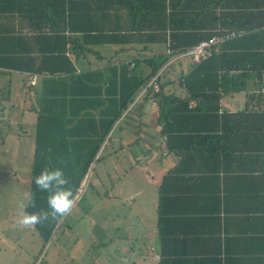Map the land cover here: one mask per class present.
Here are the masks:
<instances>
[{
	"label": "crops",
	"instance_id": "1",
	"mask_svg": "<svg viewBox=\"0 0 264 264\" xmlns=\"http://www.w3.org/2000/svg\"><path fill=\"white\" fill-rule=\"evenodd\" d=\"M108 1L97 0L96 5L99 2L106 7ZM37 3L38 0H0V123H7L6 128L10 127L12 111L20 128L28 124L34 128L36 114L32 111V102H39L38 92L48 85L47 75H33L18 68L22 60L28 66L40 60L39 50L45 51L48 47L47 38L39 44L38 33L46 37L52 20H48L47 15L45 18L39 16L43 11L47 14V6L51 8L52 5L45 0L42 4L46 9L39 13L41 4L37 6ZM161 4L166 10L168 26L196 27L197 32L214 36H240L243 31L236 33V28H247L254 33L260 28L264 32V0H164ZM169 12L175 13L172 23L167 20ZM125 18L126 21L120 23L112 17L102 25L116 30L128 22L132 24V19ZM135 24L143 27L148 23ZM231 29L233 31H229ZM175 30L177 39L183 33ZM166 44H151L145 49L141 45H97L91 53L77 59L68 46V56L80 72L166 54ZM174 57L179 62L171 63L169 67L172 68L162 72L161 82L166 84L167 93L183 96L179 80L189 74L194 64L189 56ZM32 78H35L34 85L30 84ZM247 91L258 94L251 83ZM245 95L244 91L224 95L216 116L192 122L180 120L193 123L183 125L192 129L175 130L169 137L159 134L157 107L150 99L143 105L146 127L140 131L138 143L131 144L134 137L128 133L130 126L122 122L126 128L122 132L117 129L121 120L115 124L109 142L98 155L103 152L102 156H110L92 166L96 168L99 164L103 167L100 170L117 171L120 165L125 173L112 178L107 171L105 180L98 179L103 186L101 190L90 182L99 204L111 207L110 221L117 234L116 244L110 241V245H114L108 254L111 253V264H264V136L262 130H255L264 123L263 118L256 115L264 108V102H246ZM144 96L139 92L134 106H138ZM10 102H28L30 109H25V103L18 107L11 103L6 114L5 104ZM245 108L247 113L239 115ZM32 115L34 120L23 119ZM13 137L21 147L25 136L15 134ZM33 137L34 131L29 137L34 143ZM0 147L10 148L11 143L0 137ZM131 151L136 157L132 155L131 162L123 164V154ZM111 158H115V168L109 162ZM87 182L88 179L83 183L84 189ZM87 195L88 191L80 198V203ZM98 219L92 220V227L87 225L92 238L97 234H101V238L106 232ZM6 230L0 224V242L6 239ZM9 242L13 246L17 244L20 250V237ZM91 242L100 249L95 251L94 260H97L101 250L107 251L106 241ZM8 252L17 251L11 248ZM3 261L0 260V264H5Z\"/></svg>",
	"mask_w": 264,
	"mask_h": 264
},
{
	"label": "trees",
	"instance_id": "2",
	"mask_svg": "<svg viewBox=\"0 0 264 264\" xmlns=\"http://www.w3.org/2000/svg\"><path fill=\"white\" fill-rule=\"evenodd\" d=\"M96 1L48 0L52 6H47V14L46 11L41 13L46 9L43 5L45 0H38L36 4H41L39 17L45 18L47 15L48 20H52V27H48L46 37L38 33L39 44L47 38L46 53L39 50L42 58L32 61L30 66L23 63V60L18 65L19 69L33 75L49 77L48 85L38 92L39 102H32L36 122L29 182L31 205L24 209L30 213L48 210L47 192L38 189L33 182L34 177L44 168L60 167L63 170L67 179L64 187L71 190L73 202L85 179H88L80 196L83 198L92 187V165L110 156H102L101 152L98 157L101 149L109 142V134L118 121L121 120L117 129L123 132L126 129L123 124L130 126L128 133L134 137L131 144L138 143L139 133L146 127L143 105L149 99L157 107L156 121L161 127L159 134L168 137L175 130H191L192 127L183 125L194 124L184 121L192 122L194 119L216 116L224 95L244 91L246 102H264V95L259 91L264 73V32L260 28L257 33L248 32L247 28H236V33H241L240 30L244 33L224 41L217 51L212 49L209 57L194 64L189 74L179 80V85L184 90V95L180 96L164 90L166 84L161 82L162 69L177 55L189 56L193 63L188 51L214 35L199 33L196 27L168 26L166 10L161 4L164 0H107L106 7L99 2L97 6ZM174 14L169 12L167 17L171 23L175 18ZM126 16L132 19V24L128 22L125 26L116 27V30L102 25L103 21H109L112 17L124 23ZM141 21L148 24L143 27L135 24ZM175 29L183 33L177 39ZM16 38L18 42V37ZM159 43H167L166 54L119 62L95 70L89 68L77 72L74 61L68 56V46L77 59L91 53L92 48L97 45H141L145 49L148 45ZM155 76L158 89L154 91L148 88L139 105L134 106L138 93ZM249 83L257 88L258 94L247 91ZM246 110L245 108L239 115L246 114ZM256 115L261 116L264 122V108ZM255 130H262L264 136V123ZM80 198L75 205L70 206L68 212L78 207ZM87 212L84 209V214ZM65 215L55 219L49 217L30 227L45 245L56 235Z\"/></svg>",
	"mask_w": 264,
	"mask_h": 264
},
{
	"label": "rangeland",
	"instance_id": "3",
	"mask_svg": "<svg viewBox=\"0 0 264 264\" xmlns=\"http://www.w3.org/2000/svg\"><path fill=\"white\" fill-rule=\"evenodd\" d=\"M177 60V57L171 58L162 70L164 71L167 69L166 67ZM171 68L172 66L167 70ZM11 103L16 104V107L22 106L25 103V109H30L28 102H10L5 104L6 111H4L3 107L1 108L6 114L10 109ZM10 116L9 128H6L7 123H0V137L11 143L10 148L3 149L0 147V224L2 227L5 226L7 228L6 239L0 242V256H2L4 261L2 258L0 260L5 264H106L107 261L111 264L113 261L109 257L111 253L110 255L108 254L109 250L114 246L112 245L113 242L116 244L114 239L117 238V234L114 233V228L110 221L111 207L99 204L98 196L92 194L93 187L89 188V195H87L86 200L82 199L83 202L79 203L78 207L70 209V212L66 213L56 235H53L52 239L45 245L30 225L21 224L20 227L17 226V223L21 219L22 210L20 205L27 203L26 194L29 195L30 170L34 146L33 141L29 137L33 134L34 128L31 124L20 128L18 120L13 115V111L10 113ZM17 118L19 119V117ZM29 118L34 120L33 115L32 117L26 116L23 119L29 120ZM13 134H23L25 136L21 147L19 142L13 137ZM126 139L129 141L127 134ZM132 155L136 157L133 151L130 154H123V161L121 160V162L123 164L130 163ZM114 160L115 158L109 160L112 168H115V165H113L115 163ZM119 167L117 171H110L108 169L109 176L115 178L116 174L118 177L123 175L125 172H122L120 165ZM101 168L103 167L97 164L93 172L90 173V182L96 186L97 190H101L103 187L98 183V179L103 181L107 178V171L100 170ZM121 180L124 179L122 178ZM84 182H86V179ZM84 209L88 211L86 214H84ZM98 217L97 221L102 222L106 232L101 238H99L101 234L94 235V238H92L93 236L87 231V225L92 227V220L95 221V218ZM17 237H20V250L17 244L13 246L9 242L12 238ZM92 240H95L97 244L106 241L107 251L101 250L102 256H97V260H94L95 251L99 252L100 249L93 245ZM110 241H112L111 245ZM11 248H16L17 252L14 254L9 253L8 250ZM4 250L6 251L5 254ZM104 255L107 256L104 257Z\"/></svg>",
	"mask_w": 264,
	"mask_h": 264
},
{
	"label": "clouds",
	"instance_id": "4",
	"mask_svg": "<svg viewBox=\"0 0 264 264\" xmlns=\"http://www.w3.org/2000/svg\"><path fill=\"white\" fill-rule=\"evenodd\" d=\"M34 184L38 189L47 192L48 210L40 212L24 211L31 205V196L26 194L27 204H21L20 223L24 225H36L46 221L49 217L53 219L66 214L72 205V192L69 188L64 187L67 179L60 167L44 168L34 177Z\"/></svg>",
	"mask_w": 264,
	"mask_h": 264
},
{
	"label": "built area",
	"instance_id": "5",
	"mask_svg": "<svg viewBox=\"0 0 264 264\" xmlns=\"http://www.w3.org/2000/svg\"><path fill=\"white\" fill-rule=\"evenodd\" d=\"M234 34L227 35L225 37L221 36H213L209 38L206 41L200 42L197 46H195L193 49L188 51V54L192 57L193 64H198L200 60H203L207 57H209L212 54V49L219 48L220 44H222L228 37H233ZM30 84H35V78H32L30 80ZM148 88H152L154 91L158 89V86L156 84V76L153 77L148 84L142 89V93H145ZM260 93L264 95V73L262 75L261 79V86H260ZM84 185H82L81 189L79 190V193L83 191Z\"/></svg>",
	"mask_w": 264,
	"mask_h": 264
}]
</instances>
